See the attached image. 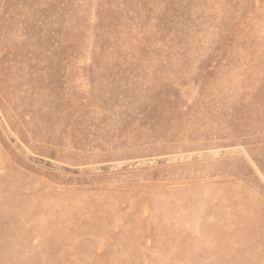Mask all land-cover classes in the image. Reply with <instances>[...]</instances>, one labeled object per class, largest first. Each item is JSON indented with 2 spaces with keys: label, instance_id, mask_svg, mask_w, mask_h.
I'll return each instance as SVG.
<instances>
[{
  "label": "rangeland",
  "instance_id": "obj_1",
  "mask_svg": "<svg viewBox=\"0 0 264 264\" xmlns=\"http://www.w3.org/2000/svg\"><path fill=\"white\" fill-rule=\"evenodd\" d=\"M0 264H264V0H0Z\"/></svg>",
  "mask_w": 264,
  "mask_h": 264
}]
</instances>
